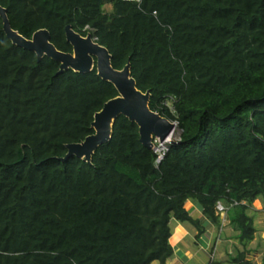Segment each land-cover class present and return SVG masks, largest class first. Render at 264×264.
<instances>
[{"label": "trees", "instance_id": "obj_1", "mask_svg": "<svg viewBox=\"0 0 264 264\" xmlns=\"http://www.w3.org/2000/svg\"><path fill=\"white\" fill-rule=\"evenodd\" d=\"M13 30L45 28L71 52L65 26L130 63L149 108L176 122L178 138L158 152L123 115L91 163L66 144L93 133L95 112L115 97L93 68L59 63L6 36L0 17V264H167L170 220L219 224L217 201L246 245L264 206V0H0ZM255 264L246 250L229 256ZM264 264V255L261 260Z\"/></svg>", "mask_w": 264, "mask_h": 264}, {"label": "water", "instance_id": "obj_2", "mask_svg": "<svg viewBox=\"0 0 264 264\" xmlns=\"http://www.w3.org/2000/svg\"><path fill=\"white\" fill-rule=\"evenodd\" d=\"M3 31L13 44L32 51L39 60L46 55L59 63L58 73L68 68L74 72L86 73L93 68L102 80L113 84L117 95L107 100L102 108L95 112L91 127L93 133L82 141L66 144V154L60 158L64 161L75 156L91 163L95 148L107 142L112 133V125L118 115L125 116L138 126L139 141L145 147L152 148L151 138L156 136L162 141L173 129L174 122L149 108V90L142 92L136 88L135 80L130 73V63L121 69L111 65V54L108 49L91 37L90 33L81 35L70 25L65 26V37L71 45V52H63L50 42L47 29H38L30 38H25L10 26L6 9L0 6Z\"/></svg>", "mask_w": 264, "mask_h": 264}, {"label": "crops", "instance_id": "obj_3", "mask_svg": "<svg viewBox=\"0 0 264 264\" xmlns=\"http://www.w3.org/2000/svg\"><path fill=\"white\" fill-rule=\"evenodd\" d=\"M255 201L252 203V208L258 214L256 218L253 217V223L256 230L255 223H258V226L261 224V231L257 238L254 234L253 239L244 245L237 238L238 231L230 222L231 213L229 210L221 213L219 224H215L203 216L196 202L187 200L185 208L192 218L201 221L204 231L198 234L196 227L191 223L171 219L169 222L171 228L169 243L173 253L167 264H235L229 261V256L242 250H246V257L257 264L258 261L255 260V256H258L259 252L253 250L255 248H252L251 244L255 242L254 245L256 246L261 240H264V208L261 205L258 210L256 207L258 204L255 205ZM186 205L188 206L186 207ZM261 254L263 257L264 251H261ZM262 257L258 264H261ZM150 264L159 263L153 261Z\"/></svg>", "mask_w": 264, "mask_h": 264}, {"label": "rangeland", "instance_id": "obj_4", "mask_svg": "<svg viewBox=\"0 0 264 264\" xmlns=\"http://www.w3.org/2000/svg\"><path fill=\"white\" fill-rule=\"evenodd\" d=\"M172 131V134H171V136H170V138L171 139H177L178 138V130H177V128H176V126H174L173 127V129L171 130ZM189 201H191V199H188ZM185 203H187V202H185ZM258 204V206H256V207H258L257 209L259 210L260 208H261V205H262V208H264V206H263V204H262V200L260 199V198H258V199H256V201H255V205H257ZM188 205H186V207H187ZM254 206V205H253ZM248 212H249V214H251L253 217H255L256 218V216H257V211L256 210H253V208H252V206H251V208H250V210H248ZM263 220V219H262ZM255 225H256V227H257V230H256V232H255V238H257V236H259V232L261 231V227H260V225L258 226V223L256 224L255 223ZM255 244V242H253L252 244H251V246H252V248H255V249H253V250H256L257 252H259L257 255L258 256H255L256 258H255V260L257 259V264L260 262V259H261V257H262V254H261V251H264V240L262 241H260L259 242V244L258 245H254ZM255 255V254H254Z\"/></svg>", "mask_w": 264, "mask_h": 264}, {"label": "built area", "instance_id": "obj_5", "mask_svg": "<svg viewBox=\"0 0 264 264\" xmlns=\"http://www.w3.org/2000/svg\"><path fill=\"white\" fill-rule=\"evenodd\" d=\"M154 150L158 152L157 158L155 160L158 163L163 157L164 151L166 150V146L160 142V143H157L156 146H154ZM226 209L227 207L224 204H222L220 201L216 202L215 204L216 212L221 214V213H224Z\"/></svg>", "mask_w": 264, "mask_h": 264}, {"label": "clouds", "instance_id": "obj_6", "mask_svg": "<svg viewBox=\"0 0 264 264\" xmlns=\"http://www.w3.org/2000/svg\"><path fill=\"white\" fill-rule=\"evenodd\" d=\"M93 39V38H92ZM171 121V120H170ZM174 122V126H176V122L175 121H172ZM172 134V131L162 140L160 141L158 137L156 136H153L151 138V143H152V149L154 150V146H156L157 143H163L165 146H166V149H167V145L174 142L176 139H171L170 136ZM155 151V150H154ZM165 152V151H164ZM157 158V157H156ZM222 203V202H221ZM216 204V203H215ZM223 204V203H222ZM225 205V204H224ZM227 207V209L225 210V212L229 209V206L225 205ZM224 212V213H225ZM215 213L219 216L220 213L216 212L215 210Z\"/></svg>", "mask_w": 264, "mask_h": 264}]
</instances>
